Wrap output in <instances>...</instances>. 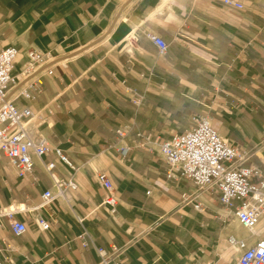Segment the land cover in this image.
Masks as SVG:
<instances>
[{
    "label": "crops",
    "instance_id": "0c3cea01",
    "mask_svg": "<svg viewBox=\"0 0 264 264\" xmlns=\"http://www.w3.org/2000/svg\"><path fill=\"white\" fill-rule=\"evenodd\" d=\"M233 1L241 9L221 0H0V43L19 51L12 76L29 50L49 58L19 84L31 99L16 100L31 110L46 154L19 176L0 153V207L21 209L14 217L26 226L16 237L0 221L1 264H98L95 248L120 264H235L229 236L264 238V216L247 232L215 189L169 178L159 154L163 140L207 119L248 155L244 165L259 171L252 182L264 178V0ZM148 34L166 43L163 54ZM47 163L75 184L66 201L42 205L47 190L55 194ZM99 174L112 184L114 213Z\"/></svg>",
    "mask_w": 264,
    "mask_h": 264
},
{
    "label": "built area",
    "instance_id": "2783aa9c",
    "mask_svg": "<svg viewBox=\"0 0 264 264\" xmlns=\"http://www.w3.org/2000/svg\"><path fill=\"white\" fill-rule=\"evenodd\" d=\"M221 3L235 9L242 7L233 0H221ZM147 38L160 54L167 50L166 43L160 37L148 34ZM18 57V50L0 43V153L17 175L23 176L32 170L35 159H41L46 154L48 147L46 139L34 127L31 110L16 104L17 99H31L30 90L24 84H19L22 79L46 65L49 58L39 51L29 50L25 54L26 63L20 74L12 76ZM47 73L50 74L51 70ZM194 122L190 130L173 135L159 144V154L169 168L168 177H172L171 172H178L180 178L189 179L199 191L215 189L221 205L234 209L236 223L252 233L264 216V178L253 183L252 180L259 177V171L244 165L248 155L240 153L222 138L207 119ZM55 152L59 161L71 167L65 155L59 150ZM53 168V163L44 166L55 194L47 190L42 195V205L54 198L66 201V191L76 188L73 181L58 179L53 174ZM97 181L105 191L103 204L110 207V213H114L116 198L110 180L105 174H99ZM182 200L187 201L188 196L182 195ZM20 211L12 207H0V221L6 219L16 237L26 232L25 224L14 217ZM37 224L41 231L48 229V223L42 219H38ZM226 244L240 252L235 264H264V238L248 245L245 240L229 236ZM95 252L100 259L98 264H120L101 248H95Z\"/></svg>",
    "mask_w": 264,
    "mask_h": 264
}]
</instances>
